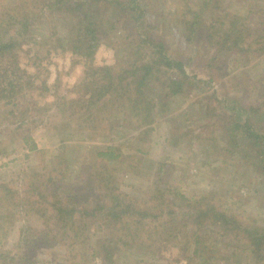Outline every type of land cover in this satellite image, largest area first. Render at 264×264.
<instances>
[{"label": "rangeland", "instance_id": "1", "mask_svg": "<svg viewBox=\"0 0 264 264\" xmlns=\"http://www.w3.org/2000/svg\"><path fill=\"white\" fill-rule=\"evenodd\" d=\"M143 1L141 6L145 7L151 28L146 32L139 21H133L130 26L126 21L129 12L125 11L124 15L119 12L118 24L98 44L92 64H117L127 51L126 62L129 60L127 66L130 65L144 52L142 40L149 33L167 45L169 54L185 62V71L193 83L184 86V99L182 94L178 98L169 95L168 71H165L153 78L151 91L144 92L139 99L132 86L116 101L87 112L79 104V100L88 96L82 86L89 76L84 61L58 41L70 38L72 24L78 18L64 10L67 5L59 1L62 5L51 10L48 0H23L16 6L20 14L29 7L33 14L29 23L36 25L23 35H15L19 43L16 53L7 56L8 69L11 58L19 66L22 87L15 96L0 94L1 186L7 184L14 192L21 190L19 197L24 196L25 177L34 171H53L56 175L57 166L68 154L73 163L81 161L82 169L96 167L98 173L110 176L123 199L141 205L148 203L151 222L146 219L142 225L129 229L137 232L134 235L141 242L137 239L124 242V237L118 234L117 238L111 230L95 224L86 230L89 234L86 241L82 242L81 238L72 243L60 235L62 231L55 223L47 221L49 213L44 216L37 211L27 213L25 205L29 201H21L17 196L18 203L11 210L14 219L0 206V222H3L0 223V264H255L250 252L244 251L246 237L242 236L237 249L225 247L229 238L221 235V226L204 224L202 229H196L191 216L208 203L213 209L237 217L244 225L264 229V178L247 166L246 150L231 157L221 142H213L222 134L226 113H231L224 98L235 96L249 103L255 100L252 97L255 92L264 93V52L256 56L254 50L264 47L260 43L263 37L257 39L258 33L263 32L264 0H211L203 8L202 16L195 19L199 29L207 30L213 23L214 29L223 34L232 12L238 18V25H246L244 29L254 42L242 54L222 51L209 61V67L213 48L203 44L202 37L194 39V46L186 38L188 28L183 19L193 17L185 13L183 0ZM192 1L198 2L189 0ZM231 3L235 11L227 9ZM15 5L16 0H0V12ZM137 14L136 11L130 15L135 18ZM116 17L114 14L109 22L112 24ZM3 28L4 25L0 26V35ZM9 34L2 35L4 41L10 40ZM130 38L136 48H130ZM117 48L121 51L119 56ZM150 99L151 105L156 106L152 116L146 114ZM263 124V120L259 121V125ZM30 140L36 149H31ZM63 144L67 145L66 150L60 148ZM109 146L115 147V156L99 160L95 166L98 163L95 153ZM85 183V178L74 177L73 184ZM100 191L97 180L86 185L83 199L86 203L95 201L96 205L107 203V197ZM124 225L121 222L118 227ZM177 231L180 233L175 237ZM196 231H200L198 237ZM97 241L111 245V250L104 251L106 255L112 251L110 260L103 253L93 254Z\"/></svg>", "mask_w": 264, "mask_h": 264}, {"label": "trees", "instance_id": "2", "mask_svg": "<svg viewBox=\"0 0 264 264\" xmlns=\"http://www.w3.org/2000/svg\"><path fill=\"white\" fill-rule=\"evenodd\" d=\"M49 8L51 10L58 9L59 6L67 5L64 10L74 14L78 18V22L73 25L70 34V38L66 41H60L65 48L70 49L72 53L78 55L83 61L86 67V73L89 75L87 80L82 86L85 87L88 96L79 100V104H82L85 110L91 113L96 110V107L102 105H109L110 102L116 101L118 97H122L124 92H127L133 86L135 92L139 97L149 90L151 91V83L155 76L161 72L168 71L167 85L168 91L170 90V96L172 98L180 97L184 99V86L186 84L192 85V77L185 71V62L182 58L168 53L167 45L149 33L142 40L141 49L144 52L137 55V58L129 63L126 62L129 52L126 53L123 59L119 60L117 64H106L103 66H94L93 57L97 50V46L103 37L108 35V31L114 29L118 24V15H124L126 11V18L129 25L133 21H139L140 25L145 28H151V23L146 21V10L145 7L141 6L143 0H48ZM62 2V4H59ZM23 0H16V4L13 7H8L4 11L0 12V15H4L0 19V26L3 28V34L0 35V94L5 97L8 94L15 96L22 87V77L18 75L19 66L16 62L13 64V58L10 59L13 52L18 46V41H15V35H23L29 29L32 30L34 25L29 23L32 18V12L29 7L23 9V13L16 9V6L22 4ZM211 0H198V2L189 0H183V7L185 13L187 12L193 18L188 20L183 19L184 23H187V34L186 38L190 41V46H194L195 41L202 37L203 44H206L210 49L213 48V53L210 55L209 61L216 59L222 51L227 54H234L238 52L240 54L247 52L254 45L250 34L245 28V24L238 25V18L235 13L231 14L230 20H228V27L223 30V34L218 33L214 29L215 24H211L209 29H199L196 25L199 19L204 13L203 9L209 6ZM28 5V3H27ZM231 3L227 6V9L234 10ZM29 6V5H28ZM63 8H60L61 10ZM144 10V12H143ZM138 12L137 17H132L131 13ZM230 11V10H229ZM235 11V10H234ZM120 12V13H119ZM140 12V14H139ZM143 12V13H142ZM119 13V14H118ZM114 14L117 16L115 21L111 24L109 18L113 17ZM232 14H234L232 16ZM33 19V18H32ZM112 19V18H111ZM38 21V20H37ZM3 22V24H1ZM106 27L108 29L106 30ZM263 32H259L258 37H263L264 40V23H262ZM10 29V30H9ZM20 31V32H19ZM147 32V31H146ZM149 32V31H148ZM10 38L9 41H4L2 35H7ZM151 33V32H150ZM128 36L125 37V41ZM130 48H136V45L132 38H130ZM256 39V40H257ZM264 45V41L260 42ZM211 46V47H210ZM120 48V47H119ZM192 48V47H191ZM211 48V49H212ZM226 48V49H225ZM257 51L256 56H259L264 52V47L254 48ZM209 51V50H208ZM121 53L117 48V56ZM138 53V49H136ZM144 53V54H143ZM9 57L10 69H8L7 61ZM11 62V63H10ZM121 62V63H120ZM158 78V77H157ZM159 79V78H158ZM45 89L46 86L44 87ZM263 90V89H261ZM229 96V95H228ZM226 97L223 100L228 101V106L231 107V113H226L227 116L223 118L224 123L222 124V134L214 136V143L217 141L221 142L222 147L226 150V153L231 157H234V153H246L247 166L254 169V173L261 174L264 178V124L259 125V121H264V93L261 91L255 92L252 97L255 98L253 102L244 103L243 98ZM138 106V105H137ZM227 107V106H225ZM156 106L151 105V99L147 103L146 114L153 115ZM100 109V108H98ZM136 109V108H135ZM138 109V108H137ZM207 110V109H206ZM152 111V112H151ZM83 113V112H82ZM136 113H141L136 111ZM142 123V122H141ZM88 128V126H87ZM89 134V132H87ZM175 134H177L175 132ZM175 138V137H174ZM28 141V140H27ZM30 147L32 150L36 149L33 141L30 140ZM67 145L63 144L60 148H65ZM68 150V149H67ZM115 147L109 146L106 150H98L95 153L96 161H102L108 159L114 153ZM246 150V152H245ZM74 150H71L73 152ZM62 162L56 168V175L53 171L50 172H32L30 176L25 177L22 191L24 196H20V191L16 190L15 193L11 187L7 184H0V206L6 209L7 216L12 217V207L17 205L18 197L21 201H29L25 205L27 213H39L42 216L45 213L49 218L47 221L55 223L59 230H61V236L63 238L68 237L72 240V243L79 241L82 238V242L86 241L89 234L86 232L87 229H91L92 225H98L100 228H107L118 238V234L127 241L135 242L136 239L141 240L134 234L137 232H131L129 229L136 228L135 226L142 225L146 219L151 222V215L149 212L148 203L143 205L136 204L135 201L123 199V194L119 192V188L113 185V181L110 176L102 172L98 173L96 167H86L87 170L82 169L81 161L73 163L68 154L64 157ZM99 161V162H100ZM99 162L95 166L99 165ZM97 170V171H96ZM100 175V178H99ZM74 177L86 180L84 185H75ZM98 180L100 187V193L107 197V203H101L96 205V202H85V190L86 185L91 183L95 184ZM91 187H88L90 189ZM100 194V196H101ZM18 196V197H17ZM33 197L30 200L29 197ZM101 197V199L103 198ZM153 198H158L153 197ZM104 200V201H105ZM205 202L207 201L204 198ZM81 201L84 204L81 205ZM201 202V204L205 203ZM198 204L200 201L197 202ZM41 205V206H40ZM151 206V205H150ZM17 207V206H16ZM40 207V208H39ZM210 204L206 203L205 208H201L197 213L191 216V223L195 225L196 229H199L206 225H219L222 227V236H226L229 239L225 241V247L235 246L236 249L240 242L245 239L247 246L244 251L250 252V259L255 264H264V229L257 228L253 225H244L237 217L229 216L230 214L219 209H213ZM1 213V212H0ZM134 217H137L134 219ZM14 219V217H12ZM47 218V217H46ZM135 221V222H134ZM125 223L122 228L118 227L119 223ZM221 222V223H218ZM0 223H3L2 221ZM94 223V224H93ZM136 225H135V224ZM207 223V224H206ZM29 225V224H28ZM128 225V227H127ZM3 227V224H2ZM185 227V226H184ZM124 229V230H122ZM127 229V230H126ZM25 231V229L23 228ZM167 231V230H166ZM165 231V232H166ZM196 231V236L198 237ZM180 231L174 233L175 237H178ZM182 236L185 234L182 233ZM56 236L52 239V244L57 245ZM230 236V237H229ZM243 236V237H242ZM242 237V238H241ZM135 240V241H134ZM105 241V240H103ZM111 240L110 242H112ZM197 244L200 241H195ZM71 243V244H72ZM97 247L92 250L93 254L102 255L104 251L111 245L103 243L99 244L97 241ZM143 244V243H141ZM101 245V248H99ZM112 251H109L105 255L106 260H110ZM227 259L230 257L227 256ZM239 260V259H238Z\"/></svg>", "mask_w": 264, "mask_h": 264}]
</instances>
